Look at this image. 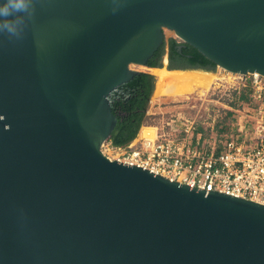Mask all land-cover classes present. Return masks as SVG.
I'll use <instances>...</instances> for the list:
<instances>
[{
	"label": "water",
	"instance_id": "1",
	"mask_svg": "<svg viewBox=\"0 0 264 264\" xmlns=\"http://www.w3.org/2000/svg\"><path fill=\"white\" fill-rule=\"evenodd\" d=\"M164 29L264 76V0H34L20 36L0 34V264H264V204L100 150L108 95Z\"/></svg>",
	"mask_w": 264,
	"mask_h": 264
},
{
	"label": "built area",
	"instance_id": "2",
	"mask_svg": "<svg viewBox=\"0 0 264 264\" xmlns=\"http://www.w3.org/2000/svg\"><path fill=\"white\" fill-rule=\"evenodd\" d=\"M222 71L226 76L219 80L226 84L215 82L212 88L250 90L246 99L238 95L233 105L224 106L232 113L230 124L216 127V117L206 122L177 112L154 126L151 136L137 132L124 146L107 139L101 152L170 181L264 204V76Z\"/></svg>",
	"mask_w": 264,
	"mask_h": 264
},
{
	"label": "trees",
	"instance_id": "3",
	"mask_svg": "<svg viewBox=\"0 0 264 264\" xmlns=\"http://www.w3.org/2000/svg\"><path fill=\"white\" fill-rule=\"evenodd\" d=\"M168 48L169 60L167 68L203 69L214 71L215 64L202 56L195 48L185 44L178 50V42L169 38L148 59L146 66L159 68L162 56ZM155 88V76L148 71L137 72L131 80L119 85L108 95L112 113L116 116V124L109 136L114 146H124L133 139L145 117L149 100ZM249 87L242 90L241 99H246ZM229 114H231L229 112Z\"/></svg>",
	"mask_w": 264,
	"mask_h": 264
},
{
	"label": "rangeland",
	"instance_id": "4",
	"mask_svg": "<svg viewBox=\"0 0 264 264\" xmlns=\"http://www.w3.org/2000/svg\"><path fill=\"white\" fill-rule=\"evenodd\" d=\"M164 35L165 41L169 38H174L179 42V38L168 29H164ZM162 65L165 67L167 63H163L162 60ZM130 68L139 71H147V66L143 65L130 64ZM211 73L216 74L219 79L222 78V75H225V73L218 67H215L214 71ZM219 79L216 81L217 83L226 84L224 82L225 79H222V81ZM212 86L213 85H211L205 93H200L199 90H194L184 94L158 97L152 95L142 123L159 126L161 123L174 118L177 112H180L185 116L197 115L198 117H201L198 119L199 121L206 122H211L210 119L216 117V127L218 125L230 124L233 116L229 109H226L224 106L233 105L234 101H237L238 95L240 96L242 91H240V94H236L231 89L225 90L221 86L214 89ZM229 112L231 114H229Z\"/></svg>",
	"mask_w": 264,
	"mask_h": 264
},
{
	"label": "bare ground",
	"instance_id": "5",
	"mask_svg": "<svg viewBox=\"0 0 264 264\" xmlns=\"http://www.w3.org/2000/svg\"><path fill=\"white\" fill-rule=\"evenodd\" d=\"M148 70L155 76L154 97L184 94L194 90L205 93L219 79L216 74L205 70L168 69L164 66ZM153 132L154 126L142 124L138 135L151 136Z\"/></svg>",
	"mask_w": 264,
	"mask_h": 264
},
{
	"label": "clouds",
	"instance_id": "6",
	"mask_svg": "<svg viewBox=\"0 0 264 264\" xmlns=\"http://www.w3.org/2000/svg\"><path fill=\"white\" fill-rule=\"evenodd\" d=\"M34 10V0H0V34L19 37Z\"/></svg>",
	"mask_w": 264,
	"mask_h": 264
},
{
	"label": "flooded vegetation",
	"instance_id": "7",
	"mask_svg": "<svg viewBox=\"0 0 264 264\" xmlns=\"http://www.w3.org/2000/svg\"><path fill=\"white\" fill-rule=\"evenodd\" d=\"M179 46H181V48H182V47L185 46V44L178 42V50L181 49ZM164 59L169 60L168 48H166L165 53H164V55L162 56V60H164Z\"/></svg>",
	"mask_w": 264,
	"mask_h": 264
},
{
	"label": "crops",
	"instance_id": "8",
	"mask_svg": "<svg viewBox=\"0 0 264 264\" xmlns=\"http://www.w3.org/2000/svg\"><path fill=\"white\" fill-rule=\"evenodd\" d=\"M148 69H149V67H147V71L149 72V70H148ZM150 73H151V72H150Z\"/></svg>",
	"mask_w": 264,
	"mask_h": 264
}]
</instances>
